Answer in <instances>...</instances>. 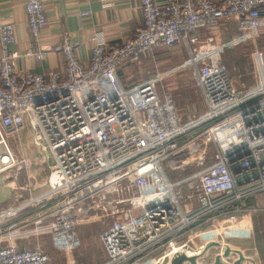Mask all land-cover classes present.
<instances>
[{"label": "built area", "instance_id": "obj_1", "mask_svg": "<svg viewBox=\"0 0 264 264\" xmlns=\"http://www.w3.org/2000/svg\"><path fill=\"white\" fill-rule=\"evenodd\" d=\"M24 7L37 39L49 25L44 2L26 0ZM140 10L141 23L121 43H108L102 31H94L88 63L77 55L81 42L64 33L52 47L63 55L64 70L45 73L17 69L15 25H1L0 173L13 171L17 177L18 169L32 163L26 155L18 157L8 139L27 125L33 143L53 161L45 191L0 207V264H47L50 254L41 246L19 243L43 229L58 250L80 247L78 214L92 210L89 220L111 218L101 234L107 258L99 264H169L177 250L203 248L205 243L191 247L189 241L210 231L206 227L217 229L225 219L259 210L249 201L264 195V50L254 51L255 84L238 89L221 60L224 45L197 50L192 44L197 31L214 30L224 19L235 20L241 40H258L264 0H141ZM178 44L187 46V65L206 103L188 121L181 119L173 94L158 88L161 77L133 86L120 77L127 63ZM212 141L217 152L204 165ZM167 160L182 165L179 177L170 179ZM189 163L198 168L183 173ZM47 205L35 220L5 229ZM250 230L249 225L242 235ZM222 250L209 249L200 264H212ZM237 257L232 252L223 259L231 263Z\"/></svg>", "mask_w": 264, "mask_h": 264}, {"label": "crops", "instance_id": "obj_2", "mask_svg": "<svg viewBox=\"0 0 264 264\" xmlns=\"http://www.w3.org/2000/svg\"><path fill=\"white\" fill-rule=\"evenodd\" d=\"M167 1L169 0H156L159 4H164ZM25 2L26 0H0V28L5 22H12L15 25L16 42L12 45V49L21 54L17 59V69L19 71L31 70L40 73H45L50 69L63 71L64 57L61 53L52 50V47L61 40L64 33H69L73 39L81 42L77 49V55L80 60L88 63L92 55L91 37L94 31H102L108 43H121L142 21V13L140 10L141 0H43L49 25L43 30L42 35L36 39L32 35L28 25L24 7ZM83 11H90L91 13L86 16L81 14ZM263 35L264 28L259 39ZM195 36L197 37V41L192 45L197 50L207 45H224L226 48L222 50L221 57L230 50L249 44L248 40L238 38L239 34L234 19H224L214 30L200 29L196 32ZM29 49H34L38 54H27ZM256 49L261 48L257 47ZM165 51H178L182 53L180 55L183 58L181 60L177 58L175 64L170 66L171 69L169 71L163 70L166 68H162L161 70L154 68L144 78L148 80L161 77V80L157 83L158 88L160 83L164 81L166 74L170 71L177 72L182 68H191L192 73V66L187 65L189 53L186 45L178 44L172 47L159 46L153 53L160 56V53L163 54ZM254 51L252 53L253 70H255ZM147 56L142 57L139 61L127 63L120 71L121 80L126 86H133L143 81V79L135 81L129 76L132 70L131 67L140 64ZM232 75L234 77L231 76L234 85L236 84L241 88L242 81L236 78L235 73ZM255 82L256 78L250 86L254 85ZM189 84L191 88L185 87L184 89L188 99L183 105L182 101L180 99L178 100L179 86H186L181 79L179 83L174 82L171 84L174 92L164 86V84L161 88L173 94L178 112L183 121H188L193 115L199 113V111L196 113L193 112V101H196L195 104L198 105L197 109L200 108V113L206 108L203 93L195 83L194 78L191 79ZM30 130L29 125H27L25 130L20 134H10L8 137L18 157L27 154V157L33 161L34 166L32 169H24L26 171L24 173L20 172L21 174L17 177L13 175V171L0 173V207L16 206L28 199L30 194L34 195L46 190L45 183L48 177L47 165L42 160L39 148L33 143L31 138L32 132L30 133ZM26 131H29L27 144L20 141V138L23 137ZM26 183L27 185L34 184L38 187V190L37 187L33 190L34 193L33 191L29 192L24 189L18 190L22 184ZM249 205L257 206L259 210L247 216L251 229L250 235L244 236L245 238L240 240L246 244L249 250H252L248 256L253 258V264H264V195L260 194L255 196L249 201ZM43 212L44 209L42 208L28 211L19 217L17 221L6 225L5 229H12L26 220H35ZM91 212L94 213V210ZM82 214L85 216L87 212ZM94 221V218L90 220L86 218V224H89L88 222L93 223ZM31 225L28 226L29 229H31ZM40 233H46L52 242L51 234L44 229L31 233L24 238H28L32 234L38 236L37 234ZM24 238L19 240L21 247L26 246L30 242L29 240H31V238ZM83 243L84 241L82 240ZM83 246H85V243L72 251L52 250L50 261L47 264H98L107 258L102 242L100 246L103 249V253H98L97 256L94 255L89 245L88 249L82 251ZM242 264H248V262H243Z\"/></svg>", "mask_w": 264, "mask_h": 264}, {"label": "rangeland", "instance_id": "obj_3", "mask_svg": "<svg viewBox=\"0 0 264 264\" xmlns=\"http://www.w3.org/2000/svg\"><path fill=\"white\" fill-rule=\"evenodd\" d=\"M248 42H249V44H247L246 46H244V45L241 47L239 46L237 49L235 48L233 50L226 52L224 54V56H222V59H221L222 62L225 63L226 66L228 67L230 75L233 77L232 74L235 73L236 78L238 80L240 79L242 81L243 86L241 85V88L235 84V87H237L238 89L249 88V86L252 83H254L256 76H258V69H257L258 67H257V61H256L255 57H254V59H255V61H254L255 70H253V67H252L253 66L252 53L257 47L264 49V35L259 40H248ZM180 54H182V53H179L178 51H169V52L165 51V52H163V54L160 53V56L155 55V53H152V54L148 55L147 57H145V59L142 62H140V64H137V66L134 65L133 67H131L132 70H131V74L129 77H131L135 81L140 80V79L146 80L144 78H146L154 68L159 69V70H161L162 68H166L163 70L169 71L171 69L170 66L175 64V62L177 61V58L179 60H181L183 58V56H181ZM168 73L166 74L164 81L161 82L159 85L160 91H165V90L161 89L163 84H164V86L170 88L174 92L171 84L174 82L179 83V81L181 79V81L186 86H183V87L179 86L178 100L180 99V101H182V105H183V103H185L188 99V96L185 93L184 89H185V87L191 88L189 83L191 82V79H193V75L191 73V68H182L181 70H178L177 72L170 71ZM193 103H194V107L192 108L193 112H195V113L198 111L200 112V108L197 109L198 105L195 104L196 101H193ZM28 132L29 131H26L25 134L23 135V137L20 138V141L25 142V144H27V140L29 138ZM31 132L32 131L30 130V133ZM31 138H32V136H31ZM39 152H40V149H39ZM216 152H217V147L215 146V143L212 141L211 143L208 144V146H206V153L207 154L205 157L204 165L205 164L207 165L210 161H212V158H213V156H215ZM16 154H17V152H16ZM40 155L42 157V160L47 165V169H48L47 180H48L49 174H50L49 165L52 163L53 158H52L51 154H49L48 157L45 156V158L41 152H40ZM26 156H27V154H26ZM171 162L174 163V161L167 160V161H165L164 165H165V170H166L168 176L170 177V179H174L175 176L179 177V175H180L179 171H181V168L179 166H182V165H180V164L178 165V163L176 165L173 164L174 166H177V168L174 169ZM194 165L195 164L189 163L186 170H185V168H186V166H185L183 173H189L190 171L198 168L197 166H194ZM204 165H200V168L204 167ZM33 166H34V164L32 161V163H30L29 166H27V167L25 166V167H22L21 169H18L17 170L18 175L21 174L20 172L24 173L26 171L24 169H27V168L32 169ZM14 170L16 171L15 168H14ZM176 173H177V175H175ZM21 186H24L25 187L24 190H27V191H29L28 188H30L29 192L35 190V188L37 187L34 184H30V185L28 184L27 185V183L22 184ZM46 188H47V186H46ZM37 190H38V187H37ZM33 193H34V191H33ZM31 195L32 194H30V196ZM49 206L50 205L43 207L44 211ZM27 209H29V208H27ZM91 214H92V212L90 211L85 216H90ZM78 216H79V219L81 220L80 221L81 224L79 223V225H78V228L80 230L79 231L80 236L85 243V246H83L82 251L84 249H88L90 247V249L93 251L94 255H96V256L98 255V253H103V249L100 246V243L102 242L101 241V234L105 230V228L110 224L111 218L110 217L96 218L93 223L88 222L89 224H86L85 216L81 213H79ZM51 219H52V217H48L45 220V222L48 220H51ZM213 229H214L213 226H208L205 228V230H213ZM216 231H217V229H216ZM202 232L200 234H202ZM214 233L211 232L209 234H206L205 236L207 237V240L200 237L199 235H194L191 237V239L189 241V245L191 247H194V246L200 247L204 243H206L207 241L212 240V238H213L212 236L216 235V232H214ZM220 233H223V234H220ZM218 234H220V235L216 236L215 240L222 241L224 239V242L229 243L232 246V249L246 250V251H244V254H246V255H248L249 253L252 252V250H249L248 247L246 246V244H244L243 241L240 240L242 238H245L242 235V234H244V232L242 233L239 231L236 235H234L235 233L229 232L228 229H225V231H224V230H222L221 226L220 227L218 226ZM37 235L38 236H36L35 234L30 235L28 238H31V240H29L30 242L27 243L26 246H35V245L41 246L45 251H47L50 254V257H51L52 250L57 251L58 249L56 250V248L53 246V244H51L52 242L50 241L49 236L46 233H40ZM230 235H233V236H230ZM28 238H24V239H28ZM88 245H89V247H88ZM217 248H219V247H212L211 251L214 252L213 250H216ZM202 249L203 248H201V249L199 248L198 251H196V252H199ZM179 251L180 250H177V252H179ZM222 251H224V247H223ZM196 252L189 251V253H193V254H195ZM233 253H235V252H233ZM236 255H238V254H236ZM102 262H104V261H102ZM102 262H100V263H102Z\"/></svg>", "mask_w": 264, "mask_h": 264}, {"label": "water", "instance_id": "obj_4", "mask_svg": "<svg viewBox=\"0 0 264 264\" xmlns=\"http://www.w3.org/2000/svg\"><path fill=\"white\" fill-rule=\"evenodd\" d=\"M212 247H224L222 253H218L215 256L214 262L212 264H242L243 262H248V264H253L254 260L252 257L244 254L242 249L234 250L229 243H223L220 240H209L205 243L200 254L188 255L184 251H179L174 254L169 263L170 264H200L199 258L208 252ZM238 254V257L233 262H227L223 260V257H227L230 253L234 252Z\"/></svg>", "mask_w": 264, "mask_h": 264}, {"label": "bare ground", "instance_id": "obj_5", "mask_svg": "<svg viewBox=\"0 0 264 264\" xmlns=\"http://www.w3.org/2000/svg\"><path fill=\"white\" fill-rule=\"evenodd\" d=\"M3 160L8 161V156L7 155L3 156ZM249 225H250V223H249V220L247 218H242V219L236 218V219H225V220H223L220 223L219 227L221 226L222 230H224V231H225V229H228L229 232L235 233L234 235H236L239 231L244 232V234H247L249 232ZM211 232H213V233L216 232V235L212 236L213 237L212 240H215L216 236L219 235L218 234V228H217V231H216V229L210 230V231L204 232L202 234H198V235L207 240V237L205 235L209 234ZM230 236H233V235H230ZM234 250H236V249H234ZM180 251H182V249H180ZM201 251L202 250H200L199 252H196L195 254H200ZM187 254L188 255H194L193 253H189V252Z\"/></svg>", "mask_w": 264, "mask_h": 264}]
</instances>
